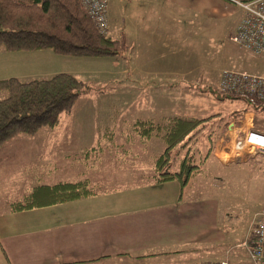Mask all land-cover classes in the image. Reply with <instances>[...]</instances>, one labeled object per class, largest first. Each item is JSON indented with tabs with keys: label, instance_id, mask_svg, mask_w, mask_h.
<instances>
[{
	"label": "rangeland",
	"instance_id": "1",
	"mask_svg": "<svg viewBox=\"0 0 264 264\" xmlns=\"http://www.w3.org/2000/svg\"><path fill=\"white\" fill-rule=\"evenodd\" d=\"M222 1L226 6L219 14H171V22L160 27L172 37V44L166 49L147 36L141 45L127 44L126 53L115 58L61 56L49 50L5 52L10 55L0 59V78L32 72L34 63V71L40 70L37 73L41 76L70 73L85 82L88 90L75 100L68 114H61L56 127L41 128L35 133L37 138L20 134L1 145L0 183L34 186L38 182L35 177L47 169L54 172L48 181L52 182L64 173V166H74L75 171L89 174L95 188L150 179L154 158L165 144L159 137L142 141L132 130V123L138 119H202L219 114L192 134L185 150H173L174 165L185 155L187 147L195 160L198 153L210 149L218 137L226 135L231 120L239 126L252 116L254 128L264 133V110L256 111L241 99L218 100L210 92L185 88L192 83L217 91L224 69L264 76V54L253 55L232 41L241 10L234 0ZM111 28L116 31L111 29L109 34L117 35L118 29L114 25ZM29 61L33 63L27 64ZM5 96L6 92L0 91V99ZM108 131L114 134L112 142L106 139L108 135L104 136ZM234 141L231 151L223 155L224 161L239 156L240 160L231 164L227 172L234 178L223 186L213 183V190L230 195L240 221L248 222L264 205V155L236 153ZM99 146L102 151L84 156V150ZM42 151L47 153L42 155ZM64 153L70 154L69 159ZM239 252L232 250L230 258H241Z\"/></svg>",
	"mask_w": 264,
	"mask_h": 264
},
{
	"label": "crops",
	"instance_id": "2",
	"mask_svg": "<svg viewBox=\"0 0 264 264\" xmlns=\"http://www.w3.org/2000/svg\"><path fill=\"white\" fill-rule=\"evenodd\" d=\"M225 6L222 0H109L107 35L123 39L127 48L141 45L143 37L149 36L166 49L171 46L172 37L160 27L171 22V14L195 11L215 15ZM112 25L118 29L117 35L109 34ZM5 52L13 53L0 49V59L10 55ZM33 66L32 72L10 77L29 80L58 73L43 77ZM143 69L144 65L140 66L139 70ZM197 87L201 86L185 85L200 92ZM244 128V124L236 126L231 120L226 135L218 137L210 149L198 153L196 160L193 156L199 172L190 177L184 188L177 180L155 184L151 178L141 183L131 180L95 188L89 174L64 166L66 170L58 175V180L48 182L54 172L47 169L35 177V185L88 179L95 194L12 212L10 203L21 199L33 186L0 183V264H198L246 260L245 243L254 216L241 222L231 196L213 190V183L223 186L234 178L227 172L231 164L240 160L239 156L224 161L223 155L231 151L232 141ZM45 153L42 151V155ZM64 154L69 159L70 154ZM234 249L240 250L241 258H230Z\"/></svg>",
	"mask_w": 264,
	"mask_h": 264
},
{
	"label": "trees",
	"instance_id": "3",
	"mask_svg": "<svg viewBox=\"0 0 264 264\" xmlns=\"http://www.w3.org/2000/svg\"><path fill=\"white\" fill-rule=\"evenodd\" d=\"M0 49L9 52L50 50L61 56L115 58L122 55L126 45L123 39L101 32L78 0H0ZM197 88L200 92H210L218 100L241 99L256 111V108L264 110L261 103L250 104L241 96L220 94L208 86ZM87 90L85 82L66 72L29 80L0 79V91L6 92L0 99V145L18 134L33 135L43 127H56L61 114H68L75 100ZM212 118L163 116L158 121L138 119L132 123V130L142 141L159 137L165 144L153 161V183L177 180L184 188L190 177L199 172L188 147L177 165L171 163V156L173 150L176 153L185 150L192 134L202 130ZM106 135L112 142L113 132L108 131ZM99 151H102L100 146L92 147L83 154L88 157ZM94 194L88 179L38 184L21 199L10 203L9 210L51 206Z\"/></svg>",
	"mask_w": 264,
	"mask_h": 264
},
{
	"label": "built area",
	"instance_id": "4",
	"mask_svg": "<svg viewBox=\"0 0 264 264\" xmlns=\"http://www.w3.org/2000/svg\"><path fill=\"white\" fill-rule=\"evenodd\" d=\"M78 1L93 24L101 32H107L109 0ZM234 3L241 10L242 15L232 41L253 55L264 54V0H234ZM217 91L220 94L241 96L250 104L259 102L264 107V76L262 75L225 69L220 74ZM243 124L245 126L243 133L233 143L234 152H256L264 155V133L254 128L252 116L248 120L246 118ZM245 245L248 255L246 260L205 261L198 264H264V205L254 215L251 234Z\"/></svg>",
	"mask_w": 264,
	"mask_h": 264
}]
</instances>
